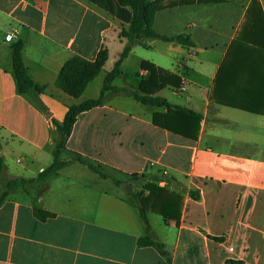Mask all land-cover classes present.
I'll list each match as a JSON object with an SVG mask.
<instances>
[{
	"label": "crops",
	"instance_id": "obj_1",
	"mask_svg": "<svg viewBox=\"0 0 264 264\" xmlns=\"http://www.w3.org/2000/svg\"><path fill=\"white\" fill-rule=\"evenodd\" d=\"M180 1L158 11L154 27L186 35L192 44H136L111 85L138 89L149 77L143 61L178 75L179 86L167 85L157 95L201 116L196 137L155 124L156 113L158 123L170 120L166 106L106 91L104 104L79 115L61 158L81 154L108 178L70 162L10 191L0 206V264H264V114L214 97L227 58L232 66L264 64L261 11L252 0ZM258 2L264 15V0ZM132 17L117 0H0V190L7 180L37 177L51 164L55 121H63L69 106L100 96L125 45L119 32ZM12 32L15 38L7 41ZM19 38L29 75L46 85L39 101L20 93L13 76L11 45ZM102 46L109 58L101 73L81 96L64 92L58 73L66 61L75 55L94 60ZM183 119L177 118L178 127ZM133 173L137 180H130ZM121 179L132 190L155 181L182 195L178 223L148 211L151 231L169 257L138 244L149 231L119 190L115 180ZM34 206L55 216L41 221Z\"/></svg>",
	"mask_w": 264,
	"mask_h": 264
},
{
	"label": "trees",
	"instance_id": "obj_2",
	"mask_svg": "<svg viewBox=\"0 0 264 264\" xmlns=\"http://www.w3.org/2000/svg\"><path fill=\"white\" fill-rule=\"evenodd\" d=\"M121 5L132 10L133 17L128 28H123L119 32L121 40H125L123 50L120 52L113 68L107 73L103 90L99 97L89 98L81 103L69 106L62 122L55 121L58 136L53 149V161L43 169L37 177L24 178L15 177L6 181L3 189L0 190V206L5 202L10 191L17 189L20 185L26 186L43 181L50 175L59 172L70 162H80L87 165L93 172L102 178H108V174L103 171L99 164H96L81 154L74 153L70 159H62L61 155L66 149L68 140L72 134L74 125L79 115L96 106L104 104L106 91L124 93L139 102L152 106H166L168 108L167 123H158L157 113L155 114V124L165 127L171 131L184 136L195 138L199 130L201 116L189 109H185L170 104L166 99L157 95L158 91L167 85L179 86V77L161 67H157L147 61L141 64L142 69L148 70L149 77L142 79L138 89L132 90L126 87L112 86L111 82L122 72L121 64L129 55L133 46L145 44L147 39H160L162 41H175L183 45L192 44L189 37L183 34L165 35L159 33L155 27L156 13L166 6L184 3L180 0L165 2V0H117ZM222 0H188L187 2H216ZM253 5H257L261 11V28L264 29V15L258 0H252ZM263 47V45H261ZM24 40L19 38L11 45L13 76L16 79L20 93L28 94L39 101L46 85L36 83L28 73L23 61ZM109 58L108 48L102 46L94 60H88L75 55L68 59L58 73V84L60 88L73 97H79L87 88L88 84L95 79L103 70ZM262 61H255L251 66L238 64L232 66L227 60L219 69L216 81L214 97L217 101L242 108L251 112L264 114V64ZM232 86L234 90L225 94L222 90L226 86ZM183 116L181 126L176 125L177 118ZM132 176H138L133 173ZM145 176V175H143ZM138 178V177H137ZM116 182H119L118 180ZM141 191H129L128 200L137 209L141 219L145 223L149 234L138 239L140 246H154L165 257H169L166 246L160 242L151 231L148 220V211L154 210L162 214L167 221L175 219L179 222V211L182 195L172 191L165 186H160L155 181H148ZM147 190L148 193L145 194ZM34 215L41 221L55 216L54 213L46 211L38 206H34Z\"/></svg>",
	"mask_w": 264,
	"mask_h": 264
},
{
	"label": "rangeland",
	"instance_id": "obj_3",
	"mask_svg": "<svg viewBox=\"0 0 264 264\" xmlns=\"http://www.w3.org/2000/svg\"><path fill=\"white\" fill-rule=\"evenodd\" d=\"M101 79V78H100ZM74 156V154L71 156V157H73ZM137 177L138 176H131L130 177V180H137ZM97 179H100V178H102L100 175H98L97 174V177H96ZM115 181H117V180H115ZM119 181V180H118ZM127 181L128 180H126V179H121V181H119V182H116V184L121 188V189H119L120 191L122 190L126 195H130V193H129V191H136V190H132L131 188H130V184H128L127 183ZM40 186V185H39ZM41 188L43 187V185H41L40 186ZM115 188V187H114ZM141 188V185L139 186V189ZM41 190V189H40Z\"/></svg>",
	"mask_w": 264,
	"mask_h": 264
},
{
	"label": "built area",
	"instance_id": "obj_4",
	"mask_svg": "<svg viewBox=\"0 0 264 264\" xmlns=\"http://www.w3.org/2000/svg\"><path fill=\"white\" fill-rule=\"evenodd\" d=\"M15 36H16V34L15 33H10V34H8L7 36H6V40L7 41H12L14 38H15ZM187 68H186V66H185V64L184 63H181L180 64V72H181V76H182V78H184V81H183V83H182V85H181V89L182 90H185L186 89V87H187V85H188V81H187V78H186V70Z\"/></svg>",
	"mask_w": 264,
	"mask_h": 264
},
{
	"label": "water",
	"instance_id": "obj_5",
	"mask_svg": "<svg viewBox=\"0 0 264 264\" xmlns=\"http://www.w3.org/2000/svg\"><path fill=\"white\" fill-rule=\"evenodd\" d=\"M26 37V30L23 31V33L21 34V38L25 39Z\"/></svg>",
	"mask_w": 264,
	"mask_h": 264
}]
</instances>
